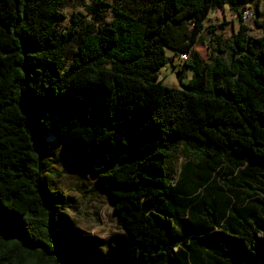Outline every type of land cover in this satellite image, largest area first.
<instances>
[{
    "label": "trees",
    "instance_id": "16d2710c",
    "mask_svg": "<svg viewBox=\"0 0 264 264\" xmlns=\"http://www.w3.org/2000/svg\"><path fill=\"white\" fill-rule=\"evenodd\" d=\"M68 1L0 0V264H82L47 135L131 238L101 264H264V37L205 25L258 0H93L62 29Z\"/></svg>",
    "mask_w": 264,
    "mask_h": 264
},
{
    "label": "rangeland",
    "instance_id": "374dc122",
    "mask_svg": "<svg viewBox=\"0 0 264 264\" xmlns=\"http://www.w3.org/2000/svg\"><path fill=\"white\" fill-rule=\"evenodd\" d=\"M93 0H69L67 6L63 10L67 15V19L62 22L61 28L68 29L73 25V20H84L87 14L86 6ZM115 3L116 0H107ZM258 7L261 16H257L253 8L254 15L247 21L241 22L238 15L228 9L213 10L205 25H216L228 23L224 26L225 30L219 29L224 35V40L230 39L232 32H237L241 25L248 28L246 32L251 38L264 37V0H258ZM92 22V19L88 18ZM112 20V14L107 12L106 19L98 25L103 26ZM231 24V25H230ZM233 25V27H232ZM233 28V31H232ZM218 31V29H217ZM204 38H208L207 31L203 33ZM195 50L204 58H206V49L203 46H196ZM168 56L172 60V53L168 51ZM175 59L169 62L160 71V79L164 85L170 87H178L180 83H187L192 76L191 70H185L183 74H179L182 63ZM44 141L51 145L55 151L54 169L62 172V178L56 181L55 189L63 191L71 204L76 208L69 211V215L75 221L79 230L71 231L72 249L75 251L77 245L78 252L83 254L84 258L79 257L82 264H101L111 244L123 243L128 247V254L122 255L120 261H129L132 255V245L130 236L118 225V213L115 211L113 203L108 195L96 189V177L91 173L82 172L70 168L66 156L62 151V139L54 135H47ZM123 163V159L115 161L111 164L112 168H116ZM184 163L180 154H176V170L179 179V172ZM69 236V237H70ZM82 237V238H81ZM76 244L74 240L80 239Z\"/></svg>",
    "mask_w": 264,
    "mask_h": 264
},
{
    "label": "built area",
    "instance_id": "2783aa9c",
    "mask_svg": "<svg viewBox=\"0 0 264 264\" xmlns=\"http://www.w3.org/2000/svg\"><path fill=\"white\" fill-rule=\"evenodd\" d=\"M252 16H253L252 8H248V9L244 10L243 13H242L243 21H247ZM186 59H187V56L186 55H182L181 56V60H186Z\"/></svg>",
    "mask_w": 264,
    "mask_h": 264
},
{
    "label": "crops",
    "instance_id": "0c3cea01",
    "mask_svg": "<svg viewBox=\"0 0 264 264\" xmlns=\"http://www.w3.org/2000/svg\"><path fill=\"white\" fill-rule=\"evenodd\" d=\"M176 156V155H175ZM173 157V159H174V162H175V160H176V157ZM178 190V189H177ZM180 191V190H179ZM176 227V231H177V226H175Z\"/></svg>",
    "mask_w": 264,
    "mask_h": 264
}]
</instances>
